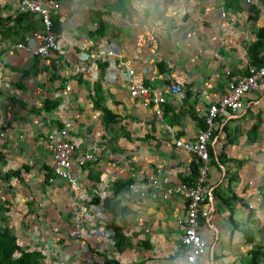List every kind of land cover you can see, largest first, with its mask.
<instances>
[{"label":"crops","instance_id":"obj_1","mask_svg":"<svg viewBox=\"0 0 264 264\" xmlns=\"http://www.w3.org/2000/svg\"><path fill=\"white\" fill-rule=\"evenodd\" d=\"M54 1L58 50L37 57L14 45L22 35L39 43L38 17L27 14L14 24L13 17L26 12L17 10V0H0V174L18 173L0 177L3 223L22 246L45 249L44 264H103V257L111 264H174L182 199L151 198L149 181L165 185L189 176L192 155L175 140L194 139L208 104L227 90V72H246L247 48L264 26V0ZM9 25L17 26L15 33L1 32ZM119 64L163 96L161 116L151 102L129 94ZM174 82L180 85L175 94L169 91ZM53 99L57 106L43 109ZM92 99L116 122L105 124ZM242 101L237 112L220 115L218 138L210 142L225 158L209 161L204 184L212 196L202 206L199 232L206 252L199 264H254L250 252L264 253L258 191L264 185V79ZM65 123L77 143L74 187L47 179V134ZM86 153L95 159L81 161ZM116 179L131 184L114 194ZM111 224L129 243L114 245Z\"/></svg>","mask_w":264,"mask_h":264},{"label":"built area","instance_id":"obj_2","mask_svg":"<svg viewBox=\"0 0 264 264\" xmlns=\"http://www.w3.org/2000/svg\"><path fill=\"white\" fill-rule=\"evenodd\" d=\"M56 6L54 0H17L16 8L20 12H28L38 17L41 27L40 41L36 45L29 43L26 36L15 43V47L28 51L37 57H46L52 55L58 50L57 33L52 29V12ZM223 13V12H222ZM100 54L104 52L100 51ZM112 49L105 51V56H111ZM118 71L127 76L128 92L130 95L138 96L146 102H151L154 107L156 116H161V108L159 105L164 102V98L160 93L151 89L148 85L140 81L133 80L135 74L134 69L126 68L122 70L121 65H117ZM264 79V51L263 60L259 66L249 64L246 72L238 77L229 76L227 72L226 88L227 90L220 96L217 101L211 102L206 107L203 115L204 127L199 129L194 139L191 141H183L181 138H176L175 145L183 151L192 155L197 164V175L189 183L180 179L171 183L161 185L157 180H150V185L153 190L150 192V197L153 199H169L171 197H179L182 199L183 213L178 221L180 233L178 235V257L179 260L174 264H193L190 257L195 258V264H199L200 258L206 252V243L199 232L200 217L204 215L202 206L205 199L211 197V188L205 186V179L209 170V155L208 147L210 142L215 141L218 136L219 117L222 114L229 112L235 113L243 106L244 95L252 90L257 89ZM169 91L178 93L180 85L177 82L170 83ZM166 129L170 131V127ZM3 131L0 130V141ZM47 139L52 143V157L50 171L51 176L47 179L51 181L53 177L64 179L71 187L77 183L76 177L72 173V164L74 151L77 147L76 141L72 138L69 132L67 123L62 127H58L47 134ZM214 157L215 154L212 151ZM92 154H83L81 161L95 159ZM112 231H110V234ZM17 244L27 251L37 250L43 255L45 261L46 250L39 247L29 249L22 246V242L16 240Z\"/></svg>","mask_w":264,"mask_h":264},{"label":"trees","instance_id":"obj_3","mask_svg":"<svg viewBox=\"0 0 264 264\" xmlns=\"http://www.w3.org/2000/svg\"><path fill=\"white\" fill-rule=\"evenodd\" d=\"M226 1V0H225ZM30 14L28 12L19 13L16 14L15 17H13L14 24L17 23V21L22 20L23 18H26L25 15ZM52 20V29L54 32L58 33L60 31V24L58 22V17L56 15L51 16ZM17 26H6L1 32H6L5 34L9 35L10 32L15 33L16 31L14 28ZM95 32L97 35H101L104 33L102 23L97 20V26L95 29ZM23 37V35H22ZM263 51H264V26L259 28L256 32V40L249 45L247 48V54L249 57L250 64L254 66H259L262 63L263 60ZM103 66V64H102ZM101 72V71H100ZM93 93L94 95H100V89H99V83L95 82L93 85ZM58 99L53 100H45L43 104V109L50 110L57 106ZM92 105L95 108H98L102 112V120L105 124L116 122V116L111 113L105 106L99 104V102L96 99H92ZM199 125L200 128L204 127V120L203 117L199 118ZM255 130V126L251 127V131ZM208 155L210 160H215L214 155L212 153L211 147H208ZM224 155L221 153L217 154L216 159L218 162H223ZM17 171H7L3 174H0L1 178L8 179L10 176L17 175ZM197 175V164L195 163L194 159L192 158V161L190 163V172L188 177H180L179 179L182 181H185L189 183L194 179V177ZM131 184L130 179H116L112 185V191L114 194H117L119 191L128 189V187ZM258 191L260 195L262 196V199H264V185L260 186L258 188ZM3 210V207L0 205V212ZM4 219L0 214V264H44L43 263V255L37 251V250H30L27 251L21 246H19L16 242V236L13 234L11 229L6 226V224L3 223ZM111 228L113 230V239H114V245L119 248L123 244L129 243L126 239V236L123 235L121 232V227L119 225L111 224ZM252 259H254V264H257L258 260L262 257H264V253H261L259 248H256L250 252ZM110 259L103 257V264H111ZM114 264V263H113ZM116 264V263H115Z\"/></svg>","mask_w":264,"mask_h":264},{"label":"rangeland","instance_id":"obj_4","mask_svg":"<svg viewBox=\"0 0 264 264\" xmlns=\"http://www.w3.org/2000/svg\"><path fill=\"white\" fill-rule=\"evenodd\" d=\"M3 19H4V17L0 16V29H1V25L3 24Z\"/></svg>","mask_w":264,"mask_h":264},{"label":"clouds","instance_id":"obj_5","mask_svg":"<svg viewBox=\"0 0 264 264\" xmlns=\"http://www.w3.org/2000/svg\"><path fill=\"white\" fill-rule=\"evenodd\" d=\"M189 259L193 261V264H195V258L194 257H190Z\"/></svg>","mask_w":264,"mask_h":264}]
</instances>
